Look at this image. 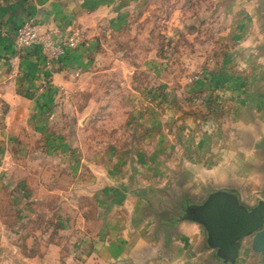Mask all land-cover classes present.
Masks as SVG:
<instances>
[{"label": "rangeland", "instance_id": "rangeland-1", "mask_svg": "<svg viewBox=\"0 0 264 264\" xmlns=\"http://www.w3.org/2000/svg\"><path fill=\"white\" fill-rule=\"evenodd\" d=\"M121 1L90 59L72 58L82 32H53L51 50L33 48L65 70L59 85L11 119L0 104V264L89 262L129 211L155 225L169 180L258 131L248 98L264 97L262 0ZM246 253L238 264L257 261Z\"/></svg>", "mask_w": 264, "mask_h": 264}, {"label": "crops", "instance_id": "crops-1", "mask_svg": "<svg viewBox=\"0 0 264 264\" xmlns=\"http://www.w3.org/2000/svg\"><path fill=\"white\" fill-rule=\"evenodd\" d=\"M120 2L0 0V104L9 105L11 113L6 116L7 119H11L12 114L19 110L26 111L30 104H37L38 98L33 91L59 85L65 73L64 69L43 64L36 48H17L16 34L22 23L32 19L40 31L52 30L58 41L71 31L82 32L85 44L72 54L74 63H77L82 58L92 56L93 42L98 39L103 43L106 36L103 27L111 25ZM251 4L247 7L252 12L258 6ZM248 103L253 105L249 111L254 114V125H249V132L255 130V126L258 130L253 140H245L237 147L233 145L225 160L209 166L196 165L179 179L177 186L173 184L175 179L169 180V185L190 188L201 197L210 186L236 183L244 189L246 198L251 200L259 185V177L252 165L259 157L256 146L264 140V97L255 94L253 99L248 98ZM249 132L245 130L246 134ZM128 215L130 218L125 215L126 225L119 232L114 228L112 239L100 243L93 258L85 264H213L209 253L203 251L202 230L197 224L184 222L175 235L167 238L155 233L153 220L143 208L133 209ZM246 243L247 239L240 254H247Z\"/></svg>", "mask_w": 264, "mask_h": 264}, {"label": "water", "instance_id": "water-1", "mask_svg": "<svg viewBox=\"0 0 264 264\" xmlns=\"http://www.w3.org/2000/svg\"><path fill=\"white\" fill-rule=\"evenodd\" d=\"M256 147L259 157L252 167L259 185L251 200L236 183L210 186L201 197L190 188L170 185L164 190L168 204L150 213L155 233L171 238L182 223H194L202 230L203 251L213 264H238L246 239L247 249L257 258L254 264H264V140Z\"/></svg>", "mask_w": 264, "mask_h": 264}, {"label": "built area", "instance_id": "built-area-1", "mask_svg": "<svg viewBox=\"0 0 264 264\" xmlns=\"http://www.w3.org/2000/svg\"><path fill=\"white\" fill-rule=\"evenodd\" d=\"M52 35V30L40 32L38 25L32 19H28L17 30L16 46L23 50L41 44L45 49L51 50L53 48Z\"/></svg>", "mask_w": 264, "mask_h": 264}]
</instances>
